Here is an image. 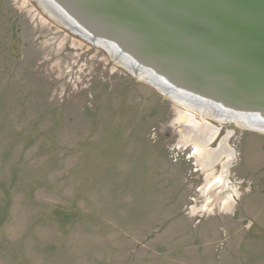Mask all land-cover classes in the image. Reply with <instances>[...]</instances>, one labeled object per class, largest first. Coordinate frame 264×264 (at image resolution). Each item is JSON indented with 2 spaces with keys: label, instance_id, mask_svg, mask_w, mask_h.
<instances>
[{
  "label": "rangeland",
  "instance_id": "374dc122",
  "mask_svg": "<svg viewBox=\"0 0 264 264\" xmlns=\"http://www.w3.org/2000/svg\"><path fill=\"white\" fill-rule=\"evenodd\" d=\"M83 40L0 0V264H264V132L201 117ZM204 121L207 149L232 153L209 169L183 140Z\"/></svg>",
  "mask_w": 264,
  "mask_h": 264
},
{
  "label": "water",
  "instance_id": "95a60500",
  "mask_svg": "<svg viewBox=\"0 0 264 264\" xmlns=\"http://www.w3.org/2000/svg\"><path fill=\"white\" fill-rule=\"evenodd\" d=\"M48 1L68 27L76 29L75 34L114 42L133 65L150 69L167 88L225 103L233 113L260 112L264 118V0ZM79 3L104 19L94 22L80 11ZM110 6L141 18L150 27L149 22L163 27L164 23L173 24L188 37L184 45L176 41L171 45L163 39L158 43L160 40L152 36L150 39L139 31L144 27L142 21L139 27L131 14L125 13L130 20L125 16L124 19L115 13L117 8ZM191 51L238 65V69L229 65L227 68L253 75L262 84L244 85L217 69L223 74L209 73L200 63L193 65L186 60L184 55L190 56Z\"/></svg>",
  "mask_w": 264,
  "mask_h": 264
},
{
  "label": "bare ground",
  "instance_id": "6f19581e",
  "mask_svg": "<svg viewBox=\"0 0 264 264\" xmlns=\"http://www.w3.org/2000/svg\"><path fill=\"white\" fill-rule=\"evenodd\" d=\"M36 4L40 7V9L58 26L63 27L69 32L76 33V29H73L68 23H66L65 19L62 18L61 15H59L55 9L52 7L51 3L48 0H34ZM76 1V0H75ZM102 1V0H101ZM110 1V0H109ZM113 1V0H111ZM78 2V1H77ZM76 2V3H77ZM104 2V1H102ZM107 3V2H106ZM78 4V3H77ZM112 4V3H111ZM113 8H117L116 6H110ZM79 8L80 11L83 12L85 15L87 14L89 17L93 18V21L96 23H99V20L104 19L103 17L99 16L96 13H93L90 9L87 8L86 5H82L79 3ZM133 8V7H132ZM118 12L116 11L115 13L119 17L124 16L130 20L129 16L125 13H129L127 11H122L119 8H117ZM92 13H91V12ZM115 11V10H114ZM131 14V13H129ZM132 15V14H131ZM133 16V15H132ZM124 18V19H126ZM133 21L135 25L141 27L140 25L143 22L144 27L139 30L142 32L144 35H146L148 38H155L158 43H161V39H163L165 42H169L168 44H175L174 41L177 43L179 42L180 44L185 43L188 35L185 34L183 31L177 29L173 24L169 23V26L164 23L163 26H160L158 23L157 25H153L149 22L151 27L146 24L145 21H143L139 17H134ZM145 20V19H144ZM138 21V22H137ZM142 21V22H141ZM148 21V20H147ZM131 23L130 21H128ZM141 24H140V23ZM133 25V24H132ZM134 26V25H133ZM135 27V26H134ZM155 27V28H154ZM82 36L81 33H78ZM152 36V37H151ZM83 41H88L91 44H94L96 47H100L106 50V52L109 54L110 58L112 61L117 65L122 68H124L126 71H128L131 75H133L137 80L144 82L146 84L153 86L154 89L159 92L161 95L164 97L168 98L169 100L175 102L176 104H179L181 106L187 107L189 109H192L194 112H198L201 117L203 118H211L216 121L223 120V122H228V123H233L236 126L243 127L246 129H252V130H257V131H262L264 132V118L262 117V114L259 112H242V113H233L231 110H228L225 103L219 102V101H214V100H209L207 98H200L199 95H193L190 96L187 95L188 93H185V90L180 91H175L171 88H167L166 85H163L161 82V79L158 76H155L153 72L148 69V68H142L138 65H133L132 61L128 58V56L120 51H118L116 45L114 42L111 41H106V40H100V39H88L87 37L84 38ZM154 39V40H155ZM163 42V41H162ZM89 43V44H90ZM176 43V44H177ZM153 51V50H152ZM176 56V55H175ZM186 60L188 62H192L193 65H196L200 63L199 65L204 69L205 71L210 72L209 73H214V74H221L218 73L217 70H220L221 72H224L229 74H225L224 76L227 75L230 76L228 77L229 79H233L235 81H239L240 83L244 85H254L259 87L261 86L258 80L255 79V76L253 75H248L246 73H241L238 70H235L234 68L238 69V65H232V64H227L224 61H219L214 57L207 56L205 54H202L200 51H191L190 56L184 55ZM197 62V63H195ZM202 62V63H201ZM226 65L223 66V65ZM202 64V65H201ZM228 65L232 70H229ZM210 66V67H209ZM213 67V68H212ZM215 68V69H214ZM221 68V69H219ZM217 69V70H216ZM254 73V72H253ZM223 74V73H222ZM221 74V75H222ZM232 77V78H231ZM228 79V80H229ZM260 83V84H257ZM264 85V84H262ZM226 107V108H225ZM180 117V120L182 121H191L193 116L190 114H183ZM202 118V119H203ZM207 122V121H206ZM205 121L200 125L201 129H198V127H193L191 126L190 130L184 133L183 135V140L184 144L186 143H193L195 147V157L202 169H209L210 167L214 166L213 164L216 163L221 157L227 156L226 158L231 157V150L228 149L226 146V139L223 138L218 145L216 149H207V145L213 138L215 137L217 133V128L213 127L211 124L206 123ZM222 122V121H221ZM182 123V122H181ZM196 123V122H195ZM182 137V135H181ZM223 181L222 177L217 180V184H220Z\"/></svg>",
  "mask_w": 264,
  "mask_h": 264
}]
</instances>
